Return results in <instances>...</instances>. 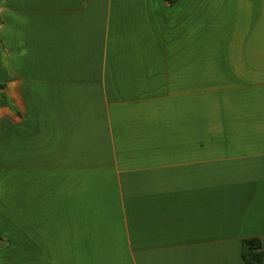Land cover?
Listing matches in <instances>:
<instances>
[{
  "label": "crops",
  "instance_id": "obj_1",
  "mask_svg": "<svg viewBox=\"0 0 264 264\" xmlns=\"http://www.w3.org/2000/svg\"><path fill=\"white\" fill-rule=\"evenodd\" d=\"M0 85V264L264 251V0H0Z\"/></svg>",
  "mask_w": 264,
  "mask_h": 264
},
{
  "label": "trees",
  "instance_id": "obj_2",
  "mask_svg": "<svg viewBox=\"0 0 264 264\" xmlns=\"http://www.w3.org/2000/svg\"><path fill=\"white\" fill-rule=\"evenodd\" d=\"M166 1L172 4L175 0ZM242 259L243 264H264V251L259 238L250 237L242 241Z\"/></svg>",
  "mask_w": 264,
  "mask_h": 264
}]
</instances>
